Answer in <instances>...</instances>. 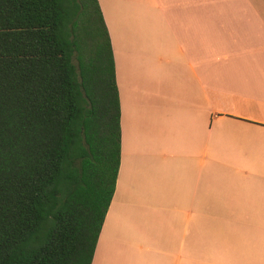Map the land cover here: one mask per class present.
I'll list each match as a JSON object with an SVG mask.
<instances>
[{
	"label": "crops",
	"instance_id": "1",
	"mask_svg": "<svg viewBox=\"0 0 264 264\" xmlns=\"http://www.w3.org/2000/svg\"><path fill=\"white\" fill-rule=\"evenodd\" d=\"M120 161L91 264H264V0H97Z\"/></svg>",
	"mask_w": 264,
	"mask_h": 264
},
{
	"label": "trees",
	"instance_id": "2",
	"mask_svg": "<svg viewBox=\"0 0 264 264\" xmlns=\"http://www.w3.org/2000/svg\"><path fill=\"white\" fill-rule=\"evenodd\" d=\"M119 161L97 0H0V264H91Z\"/></svg>",
	"mask_w": 264,
	"mask_h": 264
}]
</instances>
